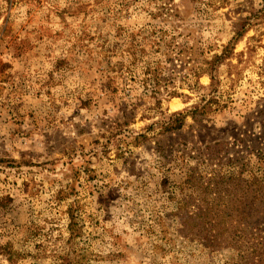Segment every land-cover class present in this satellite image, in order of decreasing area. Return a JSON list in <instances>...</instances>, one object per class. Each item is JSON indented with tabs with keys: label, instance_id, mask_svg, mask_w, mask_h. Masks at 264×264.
<instances>
[{
	"label": "rangeland",
	"instance_id": "rangeland-1",
	"mask_svg": "<svg viewBox=\"0 0 264 264\" xmlns=\"http://www.w3.org/2000/svg\"><path fill=\"white\" fill-rule=\"evenodd\" d=\"M263 7L0 0V264H264V188L250 202L264 185ZM242 28L239 76L221 68L228 106L161 133Z\"/></svg>",
	"mask_w": 264,
	"mask_h": 264
},
{
	"label": "trees",
	"instance_id": "trees-1",
	"mask_svg": "<svg viewBox=\"0 0 264 264\" xmlns=\"http://www.w3.org/2000/svg\"><path fill=\"white\" fill-rule=\"evenodd\" d=\"M264 4V0H263ZM264 10V7H263ZM264 19V16L258 17ZM264 24V22H263ZM244 28L236 31L235 35L232 37V39L223 47V49L215 53L211 58L204 60V66L198 67L197 70H195V77L199 78L203 74H208L210 77V83L208 86H201L198 84V81L193 85V89L198 90L199 88L203 87L206 89V93L202 95L201 101L197 102L196 104H193L191 107H188L184 110H178L175 112H172L169 120L163 122L161 127V133H167V132H174L177 130H181L186 122V119L189 115L195 116L196 114H203L208 112L211 109H220L225 108L228 106L227 103L221 102V86L223 84V80L221 78V68L223 65L227 66V78L234 82L236 78H233L237 75V77L240 74V70H238V66L240 63L243 62V57L245 56L246 52L241 51L237 53L235 51L236 44L240 38L244 36ZM249 56L252 55V53L256 50L255 47L250 46L248 48ZM180 52H178L176 55H178ZM237 58V63H233V59ZM135 60V59H134ZM261 70L264 71V65H261ZM146 79L145 81H150L149 85H152V89L157 91H160V78L159 75L161 74L160 71H158L157 67H153L152 64L148 63L147 71H146ZM264 83V80H263ZM196 87V88H195ZM171 96H181L177 91L170 92ZM188 98L190 96L186 95ZM259 114L264 113V106L261 108L259 107L258 110ZM264 126V124H263ZM258 143H255V145ZM258 153L259 160L255 164V166L252 168L255 170L257 168V171H262L264 168V148L263 147H256V150L253 149V152ZM246 166L242 165V168H240L239 171V177L243 181L244 179L241 177L242 173L245 171ZM253 187L251 191L255 192V195L252 199H250V202L254 203L256 207H260L263 200L261 195L263 194V188L264 185L261 184L259 181H255L252 183ZM255 200V201H254ZM258 209V208H256ZM253 214V213H252ZM72 236L75 237L78 235L75 230L72 231ZM75 263V262H74ZM61 264H72L70 261L64 260ZM77 264V263H76Z\"/></svg>",
	"mask_w": 264,
	"mask_h": 264
}]
</instances>
